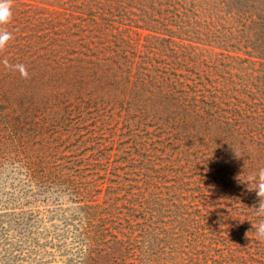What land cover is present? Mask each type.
Here are the masks:
<instances>
[{
    "label": "trees",
    "instance_id": "trees-1",
    "mask_svg": "<svg viewBox=\"0 0 264 264\" xmlns=\"http://www.w3.org/2000/svg\"><path fill=\"white\" fill-rule=\"evenodd\" d=\"M234 1L250 11L262 64L192 43L185 52L183 29L163 14L180 0H13L0 25L13 37L0 52V177L76 203V213L55 209L63 231H54L79 264L124 254L130 234L115 210L124 197L131 215L143 211L139 263L166 264L160 247L186 231L194 248L222 247L224 264H264L253 227L264 217L242 182L264 168V0ZM122 170L134 177H110ZM13 211L0 233L27 242L41 216Z\"/></svg>",
    "mask_w": 264,
    "mask_h": 264
},
{
    "label": "rangeland",
    "instance_id": "rangeland-1",
    "mask_svg": "<svg viewBox=\"0 0 264 264\" xmlns=\"http://www.w3.org/2000/svg\"><path fill=\"white\" fill-rule=\"evenodd\" d=\"M234 2V0H180L177 7L169 14L166 11L167 7L164 6L163 14L171 16L170 19L165 18V22L172 24L171 26L176 29L180 27L183 29L176 39L185 42V52L187 46L192 43L199 46V50L200 48L209 49L214 56H218L219 52L224 51L227 55L257 59L256 64H262L261 58L251 55L252 51L254 52L252 45L255 30L248 18L250 11L247 8L240 9L233 6ZM145 31L147 32V30ZM183 36L185 39H182ZM255 53L257 54V51ZM7 176L0 177V219L8 220L9 213L14 212L13 210L38 212L41 218L40 224L35 225L32 237L28 238L27 242H18L15 238L17 232L14 230L4 233V237L0 233V264H79L82 257L78 252H75L73 244H66L65 237L60 239L54 231H63V229L60 230L62 225H60L59 216H56L55 209L65 207L68 208L67 211L76 213L77 211L73 208L76 203L72 202L69 196H57L56 193L30 191L23 194L8 183L10 179ZM126 176L134 177L123 170L120 172V176L110 174L114 180H120ZM112 184L116 186L117 181H113ZM144 186L145 184H143ZM133 190L138 191L137 188ZM124 193L125 191L121 192V196H124ZM16 195L18 196L14 199ZM114 195L112 193V196ZM130 204L131 202L125 197L119 199L115 204L117 214L121 211L122 217L118 218L116 222L119 226L118 230L129 232L130 238L125 243L127 246L124 254L121 257L113 258L111 264H132V262H134L133 264H142L139 263L140 251L135 247V243L141 238L140 229L133 232L134 224L143 220L141 216L137 218V215L143 211L139 210L135 212V216L131 215ZM136 227L140 228L139 225ZM45 229L50 232H46ZM120 237H122L121 233ZM191 238L193 235H189L185 231V240H179L178 243L172 240L162 244L161 252L164 251L168 255L166 264H224L219 260L222 259L219 256L223 250L222 247L211 246L208 239L204 241L205 247L194 248L189 242ZM19 244H23V246ZM184 249L185 254L183 253Z\"/></svg>",
    "mask_w": 264,
    "mask_h": 264
},
{
    "label": "clouds",
    "instance_id": "clouds-1",
    "mask_svg": "<svg viewBox=\"0 0 264 264\" xmlns=\"http://www.w3.org/2000/svg\"><path fill=\"white\" fill-rule=\"evenodd\" d=\"M12 8L13 0H0V25L7 24L11 21L13 15ZM12 38V33L4 28H0V51L6 47L7 42ZM3 63L5 68L18 70L22 77L28 78L26 67L23 64L11 65L8 63L7 59H5ZM234 151L237 157L242 156L235 148ZM238 179H240V177ZM242 182L247 183L249 190L256 191L259 204L258 207L254 206L256 210L255 214L258 217H264V168H260L257 173H249L247 180ZM239 219L241 222L244 221L243 218ZM253 227L256 228V237L260 240H264V219H261L258 224H253ZM248 233H246V235L249 237Z\"/></svg>",
    "mask_w": 264,
    "mask_h": 264
}]
</instances>
